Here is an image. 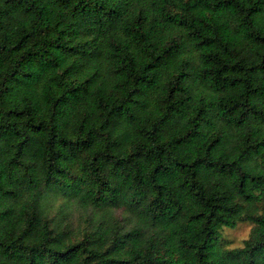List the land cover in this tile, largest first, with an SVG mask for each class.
Listing matches in <instances>:
<instances>
[{"label": "trees", "instance_id": "1", "mask_svg": "<svg viewBox=\"0 0 264 264\" xmlns=\"http://www.w3.org/2000/svg\"><path fill=\"white\" fill-rule=\"evenodd\" d=\"M0 264H264V0H0Z\"/></svg>", "mask_w": 264, "mask_h": 264}, {"label": "rangeland", "instance_id": "2", "mask_svg": "<svg viewBox=\"0 0 264 264\" xmlns=\"http://www.w3.org/2000/svg\"><path fill=\"white\" fill-rule=\"evenodd\" d=\"M251 224L240 222L234 228H225L222 232V244L226 247H242L244 240L249 237Z\"/></svg>", "mask_w": 264, "mask_h": 264}]
</instances>
